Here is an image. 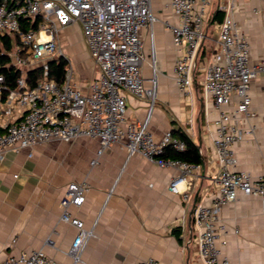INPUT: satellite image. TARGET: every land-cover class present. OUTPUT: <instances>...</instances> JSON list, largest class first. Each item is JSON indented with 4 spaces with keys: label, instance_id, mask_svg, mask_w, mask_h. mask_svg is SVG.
Masks as SVG:
<instances>
[{
    "label": "crops",
    "instance_id": "obj_1",
    "mask_svg": "<svg viewBox=\"0 0 264 264\" xmlns=\"http://www.w3.org/2000/svg\"><path fill=\"white\" fill-rule=\"evenodd\" d=\"M170 2L152 0L157 21L152 28L140 30L146 85L151 86L152 78L155 74L157 77L154 107L149 117L148 99L124 91L125 116L126 121H144L149 117L148 127L155 137L160 138L167 131L182 132L198 147L202 162L189 185L183 186L189 198L169 189L178 169L160 167L139 153L129 155L122 143L113 144L100 156L99 140L88 136L10 151L0 162L1 257L42 249L62 264H73L68 251L78 229L61 219V198L69 183L86 182V201L71 210L88 229H93L94 235L78 264H137L150 259L157 264H204L193 213L198 204L212 201V178L219 169L213 143L218 112L203 86L204 68L214 59L219 24L225 16L221 6L226 0H213L196 80L184 93L175 81L179 51L166 24L178 22ZM217 11L220 14L215 18ZM232 15L249 40L251 62L264 60V0H233ZM72 28L83 45V57L91 59L82 67L85 78L81 84L87 85L98 76L99 67L89 55L80 27L73 24L64 31ZM251 95L255 116L243 125L254 124L256 128L237 142L234 150L236 169L258 178L264 177L263 77L253 80ZM96 158L97 163L92 165ZM222 218L227 225L218 240L223 254L234 264H264L263 201L241 194L223 208Z\"/></svg>",
    "mask_w": 264,
    "mask_h": 264
},
{
    "label": "built area",
    "instance_id": "obj_2",
    "mask_svg": "<svg viewBox=\"0 0 264 264\" xmlns=\"http://www.w3.org/2000/svg\"><path fill=\"white\" fill-rule=\"evenodd\" d=\"M212 3L213 0L170 2L178 22L166 24L179 51L175 81L183 93L196 80ZM232 8L233 0L221 6L225 16L219 24L214 59L204 68L203 86L218 112L213 143L219 163L212 178V201L198 204L193 213L204 264H234L218 245L227 230L223 208L241 194L259 197L264 204V177L254 178L236 169L234 150L235 144L256 128L243 123L255 116L251 87L254 79L264 78V60L251 62L249 40L237 27ZM156 21L152 0H0V56L7 59V67L20 71L14 86L0 72V162L10 151L88 136L99 140L98 156L113 144L122 143L129 155L139 153L160 167L178 169L169 189L188 199L183 186L189 185L200 164L167 156L169 148L185 150L186 142L172 131L157 138L148 127L157 97V77L155 74L151 86L146 85L140 30L152 28ZM73 24L80 27L89 55L99 67L98 76L87 85L81 84L61 40V33ZM52 59L66 62L62 83L50 77ZM37 68L40 75L32 79L35 76L29 71ZM124 91L148 99L146 120L126 121ZM88 191L86 182H71L61 198V219L78 229L68 251L73 264L82 260V252L94 235L93 229H88L71 210L83 205ZM0 264L62 263L42 249H32L18 256H0ZM137 264L157 263L150 259Z\"/></svg>",
    "mask_w": 264,
    "mask_h": 264
},
{
    "label": "trees",
    "instance_id": "obj_3",
    "mask_svg": "<svg viewBox=\"0 0 264 264\" xmlns=\"http://www.w3.org/2000/svg\"><path fill=\"white\" fill-rule=\"evenodd\" d=\"M220 14V11L216 12L215 18ZM7 59L5 57L0 56V72H3L9 83L14 86L15 80L18 77L20 71H18L15 68L7 67L6 66ZM66 73V62L63 59H57L50 63V77L57 80L59 83H62L65 78ZM29 74L35 77L32 79H35L40 75V71L37 69L29 71ZM173 132V131H172ZM174 133V132H173ZM175 135L177 134L179 137H181L186 142V149L183 151H178L173 148H169L167 151V156L173 157V158H179L191 163H198L200 164L202 162V156L200 154V151L198 147L189 139V137L182 132H175ZM179 230L176 229L175 233L177 237H180Z\"/></svg>",
    "mask_w": 264,
    "mask_h": 264
},
{
    "label": "rangeland",
    "instance_id": "obj_4",
    "mask_svg": "<svg viewBox=\"0 0 264 264\" xmlns=\"http://www.w3.org/2000/svg\"><path fill=\"white\" fill-rule=\"evenodd\" d=\"M62 37L65 50L70 56L74 65L75 73L79 76L78 78L81 81L83 78H85V73L82 72V67L84 66L85 62H91V59L88 56L83 57V45L78 39L74 28H72L69 32L63 31Z\"/></svg>",
    "mask_w": 264,
    "mask_h": 264
},
{
    "label": "water",
    "instance_id": "obj_5",
    "mask_svg": "<svg viewBox=\"0 0 264 264\" xmlns=\"http://www.w3.org/2000/svg\"><path fill=\"white\" fill-rule=\"evenodd\" d=\"M54 60L52 59L51 62H53Z\"/></svg>",
    "mask_w": 264,
    "mask_h": 264
}]
</instances>
